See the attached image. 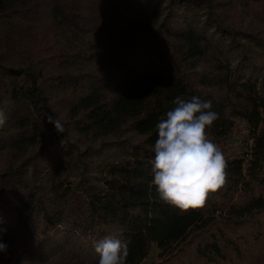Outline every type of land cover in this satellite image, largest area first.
Here are the masks:
<instances>
[{
	"label": "trees",
	"instance_id": "1",
	"mask_svg": "<svg viewBox=\"0 0 264 264\" xmlns=\"http://www.w3.org/2000/svg\"><path fill=\"white\" fill-rule=\"evenodd\" d=\"M177 96L212 102L216 144L237 117L255 139L186 212L151 185ZM0 110V264H98L106 236L127 264H264V0H0Z\"/></svg>",
	"mask_w": 264,
	"mask_h": 264
},
{
	"label": "clouds",
	"instance_id": "2",
	"mask_svg": "<svg viewBox=\"0 0 264 264\" xmlns=\"http://www.w3.org/2000/svg\"><path fill=\"white\" fill-rule=\"evenodd\" d=\"M172 104L174 107L155 125L151 185L164 203L186 212L203 208L209 196L226 184L228 161L221 147L207 134V129L219 118L211 110L212 102L195 96L190 99L177 96ZM47 122L54 125L57 133H65L58 117L49 114ZM5 123L6 115L0 110V127ZM65 139L64 135L62 145ZM3 231L0 229V233ZM93 245L99 255L98 264H127V241L106 236L93 240ZM6 251L7 245L0 239V252Z\"/></svg>",
	"mask_w": 264,
	"mask_h": 264
},
{
	"label": "built area",
	"instance_id": "3",
	"mask_svg": "<svg viewBox=\"0 0 264 264\" xmlns=\"http://www.w3.org/2000/svg\"><path fill=\"white\" fill-rule=\"evenodd\" d=\"M229 145L227 150L228 156L240 157L245 159L244 166L247 165L248 159L251 157L255 143L252 136L249 123L242 117L235 118V126L233 131L223 139Z\"/></svg>",
	"mask_w": 264,
	"mask_h": 264
},
{
	"label": "rangeland",
	"instance_id": "4",
	"mask_svg": "<svg viewBox=\"0 0 264 264\" xmlns=\"http://www.w3.org/2000/svg\"><path fill=\"white\" fill-rule=\"evenodd\" d=\"M237 17V23L240 27L246 28L249 27L248 25L251 24L253 26L256 27L257 29V24H256V20L252 17V14L249 15V17H246L244 15L242 16H236ZM69 37L68 38H73V36H71L72 34H68ZM74 39V38H73ZM58 44H64V45H68V39L65 40H55ZM81 41V40H80ZM80 41H78V39H75V43H79ZM78 45V44H77ZM219 146L221 147V149L223 150V152L225 153V156H228L227 150L229 148V145L224 142L223 140L219 143ZM160 258V252L157 248L156 245H153L151 248V251L148 255V257L141 263V264H151L154 261L159 260Z\"/></svg>",
	"mask_w": 264,
	"mask_h": 264
}]
</instances>
